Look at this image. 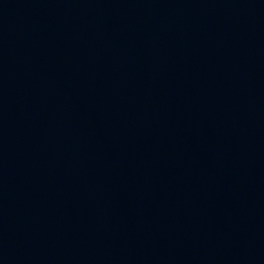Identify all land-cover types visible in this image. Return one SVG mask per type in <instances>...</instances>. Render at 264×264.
<instances>
[{"label": "water", "instance_id": "1", "mask_svg": "<svg viewBox=\"0 0 264 264\" xmlns=\"http://www.w3.org/2000/svg\"><path fill=\"white\" fill-rule=\"evenodd\" d=\"M0 264H264V0H0Z\"/></svg>", "mask_w": 264, "mask_h": 264}]
</instances>
